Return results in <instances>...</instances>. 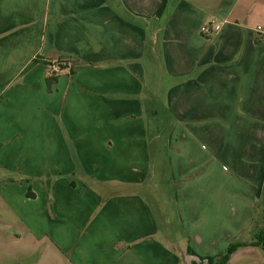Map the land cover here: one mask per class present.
<instances>
[{"label":"crops","instance_id":"0c3cea01","mask_svg":"<svg viewBox=\"0 0 264 264\" xmlns=\"http://www.w3.org/2000/svg\"><path fill=\"white\" fill-rule=\"evenodd\" d=\"M257 27L264 0H0V264H264Z\"/></svg>","mask_w":264,"mask_h":264},{"label":"rangeland","instance_id":"374dc122","mask_svg":"<svg viewBox=\"0 0 264 264\" xmlns=\"http://www.w3.org/2000/svg\"><path fill=\"white\" fill-rule=\"evenodd\" d=\"M148 90H149V87H148ZM149 95H150V90H149ZM152 95H154L155 98L153 97L152 102L150 101V102L144 104V108L146 110L144 111V115L143 116L148 121L151 120V118H153V121L155 123H156L157 120H160L161 123H165L166 122L165 118L167 117L166 105H165V103H162V101H161V99H159V97H157V91L155 89H153V94ZM149 99H150V96H149ZM160 127L163 129V128H166V125H164V127H162V126H160ZM166 135H167V132L164 133V136H166ZM154 144L158 145V147L160 148L161 143L158 144V142H154ZM155 145H154V147H152L153 151H156V146ZM151 160L154 161L155 165H156V169H155L156 176L154 177L153 183L156 184V185H160V183L164 182V178H166V177L169 180V176H168V173L166 171V168H165V170H164V168L162 170V166L164 167L163 160H165V159L152 158ZM151 201L153 202L152 203L153 204L152 208L154 209V211L157 212L158 209H159L158 204L155 202V200L151 199ZM172 207H173L172 206V200H170L168 202V206L167 207L165 206V211H167L169 214H172L173 213ZM255 229H256L255 226H253V230H255Z\"/></svg>","mask_w":264,"mask_h":264},{"label":"trees","instance_id":"16d2710c","mask_svg":"<svg viewBox=\"0 0 264 264\" xmlns=\"http://www.w3.org/2000/svg\"><path fill=\"white\" fill-rule=\"evenodd\" d=\"M61 63V62H60ZM61 69H64L65 67L63 65H60ZM51 78H49L48 81V86L50 87V80H53V74L50 75ZM241 246L239 243H233L229 246L228 251L225 255L223 256H218L219 263L218 264H227L229 261L231 255L237 250V248Z\"/></svg>","mask_w":264,"mask_h":264},{"label":"built area","instance_id":"2783aa9c","mask_svg":"<svg viewBox=\"0 0 264 264\" xmlns=\"http://www.w3.org/2000/svg\"><path fill=\"white\" fill-rule=\"evenodd\" d=\"M208 30H209L208 27H205V26H204V27L202 28V31H203V32H208ZM214 30H219V26H216V27L214 28ZM257 31H258L259 33H261V34L264 35V28H263V27H257ZM60 65H63V66H64V65H66V63H65V62H62V63H57V64H56L57 67H60Z\"/></svg>","mask_w":264,"mask_h":264}]
</instances>
